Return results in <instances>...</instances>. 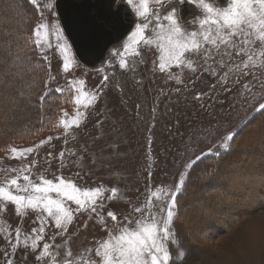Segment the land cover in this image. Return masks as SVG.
Listing matches in <instances>:
<instances>
[{
  "label": "snow or ice",
  "instance_id": "1",
  "mask_svg": "<svg viewBox=\"0 0 264 264\" xmlns=\"http://www.w3.org/2000/svg\"><path fill=\"white\" fill-rule=\"evenodd\" d=\"M34 6L38 21L28 13V19L22 21L24 29L14 39L2 41L4 48L0 50V101L6 104L8 124L5 133L12 124L23 121L19 125L22 135H39L40 132L55 131L56 136L49 135L32 147L18 148L8 146L6 151L11 159L25 160L29 154L37 151L43 145H50L54 139H63L65 145L69 138L75 139L76 134L91 122V116L97 110L98 102L103 95L102 89H87L84 79H67L68 74L76 61L72 53V45L65 36V29L71 28L73 23H80V18L71 14L63 18L59 0H26ZM126 3L135 15L134 30L127 37L123 50L113 55H119V69L122 71H137L138 63H145V49L155 45L159 51V64L153 71L158 70L166 74V79L188 89V84H195L202 79L197 73L206 72L216 78L217 84L227 92L232 91L229 84V73H237L232 80L239 84V76H247L249 65H256L254 55L248 54L251 46L260 43L264 46V0H154L157 7H152L153 0H110L107 5L101 6L102 11L89 15V22L94 29L115 31L123 26V17L116 5ZM190 5L193 11L200 10L202 16L192 22L195 27L186 30L182 24L185 17L182 15L184 5ZM23 8V4L17 5ZM53 19H49V15ZM163 13V14H162ZM50 35L57 41L55 48L62 58V73L65 84L58 82L57 74L53 73L47 51L53 45ZM215 53L232 57L246 55L247 59L242 66L239 64L227 65V71L221 74L226 64L223 60L215 61ZM264 57V51L258 53ZM191 57H202L204 63L198 65ZM212 60L213 63H209ZM175 68L178 71L173 72ZM115 73V65L112 66ZM190 73L188 83H185L184 74ZM195 76L196 80L192 79ZM109 77L105 74L103 81L107 84ZM118 86V85H117ZM216 87V85H212ZM246 90H251L244 84ZM181 93V87L175 89ZM162 94H166L161 90ZM204 92H196L195 100H200ZM157 106L152 109L151 126L148 129V147L151 149L154 135ZM70 105L73 109L70 115L64 107ZM92 110L91 112L89 110ZM140 105H137L139 116ZM257 111L264 110V103ZM35 113L33 121L32 113ZM94 127L103 131V121L96 119ZM238 135L237 131L223 136L220 145L221 151L212 153L221 159L232 151L231 142ZM102 136L94 139L100 140ZM111 146L119 149V145L110 142ZM54 147V145H53ZM88 149L81 146L62 149L58 156L48 154L47 163L51 167L52 161L57 160L61 174L47 178L41 173L33 179L32 169L37 161H30L21 168H12L10 171L17 174L6 177L0 183V210L7 205L14 206L15 215L25 217L29 212L35 213L33 223L38 227L22 236V229L15 228V235L7 227L0 226V233H4L8 245L11 246V256L17 254L21 247L24 249L23 259L27 260L31 254L38 264H175L172 246L180 247L181 238L174 229V222L179 218V197L187 190L191 170L197 161L204 155L196 156L195 160L184 165V169L177 173L178 181L172 186L159 185L155 190L149 188L147 201L136 206L127 199L119 186L109 187L101 182L94 187H81L74 180L62 174L63 168L68 167L66 158L76 157L83 161ZM95 156V154H93ZM155 159V157H149ZM69 162L75 164V160ZM101 167L105 163L102 158L93 159ZM90 174V173H89ZM76 175L79 177L80 172ZM209 178L215 176L214 171L208 173ZM153 173L147 172L146 180L151 182ZM38 180V182H37ZM22 181V182H21ZM119 204L131 205V211L123 207H114ZM72 205H75L73 207ZM135 214V215H134ZM208 217L207 212L202 213ZM86 216L83 223L87 231L88 222H92L104 237H93L94 243L84 247L78 253H73L70 244L75 242L79 235L70 231L78 217ZM51 224L57 230L51 237V242L45 241L46 228ZM61 243H55L56 237ZM43 242V243H42ZM42 245V246H41ZM63 250V256L61 252ZM8 256L9 253L5 252ZM185 253L180 251L178 258L182 259ZM7 264H15V259H8Z\"/></svg>",
  "mask_w": 264,
  "mask_h": 264
},
{
  "label": "rangeland",
  "instance_id": "2",
  "mask_svg": "<svg viewBox=\"0 0 264 264\" xmlns=\"http://www.w3.org/2000/svg\"><path fill=\"white\" fill-rule=\"evenodd\" d=\"M164 2L167 3V0ZM123 4L129 9L135 21L131 7L126 3ZM9 6L7 0H0V22L6 20V17L2 16L4 13L11 14ZM151 6L157 7L154 0ZM182 15L185 17L182 24L190 31L195 27L192 22L196 17L202 16V12L193 11L192 6L185 4ZM49 19L53 18L49 15ZM134 21L129 33L112 44L100 61L94 65L82 63L72 48L76 63L67 79H84L87 89L103 91L97 110L91 116V122L76 134L75 139L69 138L67 145L64 144L63 139H54L50 145L41 146L25 160L11 159L10 153L6 151L7 148L0 151V183L6 177L11 178L17 174L10 169H19L33 160L37 161L32 169L33 179L41 173L52 179L54 174L59 175L61 171L57 160H53L49 167L47 163L49 153L58 156L64 148L79 150L81 146H86L88 151L85 153V159L80 161L76 157L66 158L65 163L68 167L63 168L62 174L81 187H94L101 182L109 187L119 186L132 204L140 206L147 201L149 188L155 190L159 185L172 186L178 181L177 173L184 169L185 164L195 160L196 156L202 153L212 155L216 151H221V138L229 132L237 131L252 115L259 112L256 109L264 103V57L258 55L260 51H264V46L259 42L252 45V50L248 53L254 55L257 61L255 66L250 64L246 69L249 74L239 76L240 83L233 84L232 80L238 74L229 73L228 86L232 91H225L224 87L217 84L216 78L206 72L197 73L198 76H203L202 79L196 80L193 76L192 79L196 80V83L188 84L189 90L186 91L174 81L167 80L165 73L153 71L159 64L160 56V51L155 45L145 49L146 62L138 63L135 78L133 72L119 69V55L113 53L123 50L128 35L134 30ZM11 23L9 22L8 32L14 29ZM49 39L53 47L47 51V55L53 73L57 74L58 82L63 85L66 81L61 71L63 61L55 48L57 41L53 35H50ZM0 46V49L4 48L3 43H0ZM231 51L233 55L229 58L222 54L223 49L220 53H215L213 49L217 67L220 60L226 64L224 69H220L221 74L227 71V65L242 66L247 59L246 55L237 56L235 50ZM191 58L195 59L198 65L204 63L202 57ZM209 63L213 61L209 60ZM113 65H115V73H113ZM172 71L178 70L173 68ZM105 74L109 77L106 85L103 81ZM190 75L185 72V83H188ZM244 84H248L251 90H246ZM177 87H181L180 94L175 92ZM161 90L166 94H162ZM201 91L206 95L200 100H195L193 98L195 93ZM157 101L159 103L155 128L152 130L154 135L149 149L148 129L151 126L152 109L157 106ZM137 105H140L139 116ZM65 107L71 115L72 107ZM5 113L6 104L0 101V120L4 122L7 120ZM96 119L103 121L102 132L93 126ZM6 122L8 123V120ZM19 122L21 121L12 124L14 128L20 125H17ZM252 129L253 125H250L245 136L250 134ZM49 135L56 136L57 133L43 131L28 144L11 143L8 146L32 147ZM97 136L102 138L96 141L94 138ZM110 142L119 145V149L111 146ZM250 144L251 146H246L245 151L241 152L235 147L226 160L227 163L224 161L219 167L223 173L214 171V177L209 178L208 173L204 172L205 167L209 165L198 164L191 170L188 188L181 201V210L186 211L194 220L193 223H188L189 228L181 217L174 222V229L178 231L182 241L179 248L171 247L175 264H264V195H258L260 192L264 194V134L252 137ZM150 156L155 159H150ZM96 158H102L110 163H105L101 167L99 163H93V159ZM69 159L75 160V164L70 163ZM241 162L246 164L248 169V174H244L243 178L238 176L241 170L237 167ZM148 171L153 173L151 182L146 180ZM77 172H80L79 177L76 175ZM235 181H240L238 188L231 184ZM252 197L258 202V206L248 202ZM114 207H123L131 211L129 204H119ZM242 209L244 210L241 212ZM235 210L240 215L233 217L234 220L231 221L233 219L231 212ZM204 212L209 214L207 218L202 215ZM35 219L36 215L32 212L23 218L16 216L12 205L0 210V226L7 227L13 236L16 227L22 229V236L29 233L31 228L38 227L33 223ZM85 221L86 216H81L70 226L71 232L79 229L78 237L70 244L74 254L84 247L92 246L94 236L99 238L106 235L92 222H88L86 231L83 227ZM56 231L50 224L46 228L45 241L51 242V237ZM55 243H61L59 236L56 237ZM180 251L185 253L182 259L178 258ZM5 252L9 255L6 256ZM23 253L24 249L21 247L14 257L11 256V246L8 245L4 233H0V264H7L8 259H15V264H38L31 254L27 260L23 259Z\"/></svg>",
  "mask_w": 264,
  "mask_h": 264
},
{
  "label": "trees",
  "instance_id": "3",
  "mask_svg": "<svg viewBox=\"0 0 264 264\" xmlns=\"http://www.w3.org/2000/svg\"><path fill=\"white\" fill-rule=\"evenodd\" d=\"M7 2L10 5L9 6L10 7L9 10H10L11 14L7 15V13H4V15H2L3 17H6L7 21L5 20V22H2V21L0 22V43L1 44H2V41L14 39L15 36L19 32H21L22 30L23 31H28L29 30V29H24L23 25H22V21L29 18V16L27 15L28 13H30L31 17L35 18V20L38 19V16L36 15V11H35L34 6H30L26 2V0H7ZM19 4H23V8L22 9L17 7V5H19ZM1 12H3V11H1ZM9 22L10 23L12 22L13 24L12 23L11 24L14 26V29L12 31H10V32H8L9 31L8 27H10ZM0 50H2V49H0ZM65 106H70V105H65ZM5 118L7 119V117H5ZM32 118H33V121H35V113L34 112L32 113ZM2 120H3V118H2ZM263 120H264V110H260L259 112H257L254 115H252L245 122V124L242 125L241 128H239L237 130L238 135L234 138V141L231 142V147H232L231 153L234 151L235 147H238V151L240 150V152L241 151H245L246 146H249V145L251 146L250 142L252 140V137H254L255 135L261 134V133L264 134V121ZM6 121L7 120H5V122L0 120V128H1V131H0V151L5 150L7 148V146L9 144H11V143L28 144V143L33 141L38 136V135H27V136H24V135H22V130L20 129V127L17 126V128H14L13 125L11 126L10 130H8L5 133L4 130H5V127H6L5 123H7ZM2 122H4V123H2ZM22 123H23V121L19 122L17 125L22 124ZM250 125H253V129L250 132V134H246V136H245V132L248 130ZM45 131L48 132L47 130H44V132ZM41 133H43V131L40 132V134ZM241 136H243L242 140H241ZM231 153L230 154H226L221 159L216 158L214 155H205V156H203V158L201 160L196 162V164L193 166V169L198 164H200V165L201 164H205L206 166L209 165L207 168L205 167V169H204L205 173H209L210 171H221L219 169V167L223 165L222 162L226 161L228 159L229 155H231ZM242 162L244 163V161H242ZM242 162L237 167L239 170H241V172L238 173V176L240 178H243L244 174H248L247 166H246V164L244 165ZM226 163H227V161H226ZM240 168H242V169H240ZM206 169H207V171H206ZM245 171H247V172H245ZM240 178H238V179H240ZM189 180H190V178H189ZM239 182L235 181V182H231V184H233V186L238 188L239 187V184H238ZM188 184H189V181H188ZM188 184H187V188H188ZM185 194H186V192H185ZM185 194L183 196L179 197V210L178 211H179V217H181L184 220L186 226L189 228L190 226L188 225V223H190V222L193 223L194 219L192 218V216L187 215L188 213H186V211H182L181 210V201L185 197ZM258 195H264V194L262 192H260ZM254 199L255 198L252 197V198H250L248 200V202L253 204L254 206H258V202L256 200H254ZM233 200L234 199L232 198V201ZM243 210L244 209H242L241 212ZM234 213H236L237 215H235ZM238 213L239 212H237L236 210L231 212V214H233L232 218L235 217V216L238 217L240 215ZM230 219H228V220L230 221ZM233 220H234V218L231 221H233ZM193 238H195V237L193 236Z\"/></svg>",
  "mask_w": 264,
  "mask_h": 264
},
{
  "label": "water",
  "instance_id": "4",
  "mask_svg": "<svg viewBox=\"0 0 264 264\" xmlns=\"http://www.w3.org/2000/svg\"><path fill=\"white\" fill-rule=\"evenodd\" d=\"M110 0H59L61 22L63 18L71 14L74 18H80V23H73L71 28L65 29L77 58L84 64L94 65L104 56L106 50L123 38L133 24V18L125 6H120L119 11L123 17V26L115 31L100 32L91 27L89 15L96 11H102L101 6L107 5Z\"/></svg>",
  "mask_w": 264,
  "mask_h": 264
},
{
  "label": "flooded vegetation",
  "instance_id": "5",
  "mask_svg": "<svg viewBox=\"0 0 264 264\" xmlns=\"http://www.w3.org/2000/svg\"><path fill=\"white\" fill-rule=\"evenodd\" d=\"M125 6L123 3L116 5V7ZM132 28V27H131Z\"/></svg>",
  "mask_w": 264,
  "mask_h": 264
},
{
  "label": "bare ground",
  "instance_id": "6",
  "mask_svg": "<svg viewBox=\"0 0 264 264\" xmlns=\"http://www.w3.org/2000/svg\"><path fill=\"white\" fill-rule=\"evenodd\" d=\"M124 9H126L125 7H124ZM10 15V14H9Z\"/></svg>",
  "mask_w": 264,
  "mask_h": 264
}]
</instances>
